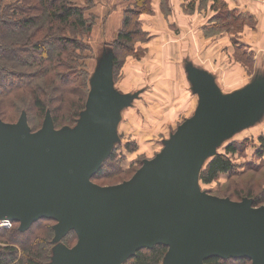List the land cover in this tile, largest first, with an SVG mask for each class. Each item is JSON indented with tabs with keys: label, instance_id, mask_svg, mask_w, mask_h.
Segmentation results:
<instances>
[{
	"label": "water",
	"instance_id": "water-1",
	"mask_svg": "<svg viewBox=\"0 0 264 264\" xmlns=\"http://www.w3.org/2000/svg\"><path fill=\"white\" fill-rule=\"evenodd\" d=\"M112 70L113 61L107 62L93 79L96 99L72 141L48 119L36 133L26 119L0 122V221L26 231L52 220L55 242L75 232L76 246L58 248L54 264H124L158 245L169 249L166 264H204L214 257L264 264V207L214 197L196 184L210 146L221 145L236 128L222 103L204 100L130 181L93 183L117 140L124 103L107 90Z\"/></svg>",
	"mask_w": 264,
	"mask_h": 264
},
{
	"label": "trees",
	"instance_id": "trees-1",
	"mask_svg": "<svg viewBox=\"0 0 264 264\" xmlns=\"http://www.w3.org/2000/svg\"><path fill=\"white\" fill-rule=\"evenodd\" d=\"M3 1L10 4H0L4 8L0 15V107L10 105L18 112L29 106V114L36 117V121L29 123L33 132L40 129L39 124L47 112H50L56 130L74 125L84 110L89 92V74L84 64L86 57L80 54L90 52L84 38L92 33L94 27L95 19L86 15L92 8V0H87L86 7L77 6L72 0H0V3ZM125 1L129 7L124 12L122 28L110 46L114 54L115 83L129 58H144L146 52L138 45L150 39L142 28L140 18L153 14V0ZM161 1L164 13H169V1ZM197 1L203 5L212 1L214 7L226 8V0H192L187 10L194 11ZM224 30L226 24L223 23L207 28V32L215 33ZM234 46L236 52L243 56L246 66L250 67L253 53L237 41ZM0 117L11 122L7 121L1 109ZM257 143L255 156L262 162L264 137H260ZM248 146V140L241 145H228L223 153L208 162L200 175V182L204 186H212L222 176L230 179L237 176L239 168L234 159L244 154ZM126 147L135 153L129 145ZM247 163L244 166L249 171L260 168ZM127 173L122 170L121 162L113 152L92 181L95 184L112 181ZM258 188V183L246 186L243 182L235 188H227L223 193L238 201L248 199L259 208L264 205V196L259 194ZM13 225L10 231L0 230V264H48L55 247L54 228L57 223L40 220L26 231H21L18 223ZM77 240L76 233L72 231L61 242L63 246L72 248ZM168 251L163 245L143 249L124 264H162ZM204 264H251V261L214 257Z\"/></svg>",
	"mask_w": 264,
	"mask_h": 264
},
{
	"label": "crops",
	"instance_id": "crops-1",
	"mask_svg": "<svg viewBox=\"0 0 264 264\" xmlns=\"http://www.w3.org/2000/svg\"><path fill=\"white\" fill-rule=\"evenodd\" d=\"M168 1L169 13H164L161 0H153V14L141 16L142 28L150 39L138 46L146 54L141 60L129 58L124 65L142 66L141 83L130 84L142 88L121 91L117 86H124L120 84L122 77L113 83L115 93L124 101L118 110L116 136L120 137L124 113L140 100L145 103L148 97H155V110L150 106L149 112L151 109L155 116L172 123L184 120L178 129L196 115L204 100L210 99L226 106L236 127L222 142L223 149L233 143L241 145L248 139L238 143L235 137L257 128L259 137L248 140L256 151L258 139L264 137V0H226V8H216L212 1L205 5L197 1L192 12L187 10L192 0ZM93 5L98 12H86L95 19L90 53L91 48L102 45L106 49L99 57L91 55L89 61L95 63L92 71L86 65L91 84L104 64L113 61L110 46L129 7L125 0H97ZM222 23L226 24L223 32H207V28ZM235 41L253 53L250 67L236 52Z\"/></svg>",
	"mask_w": 264,
	"mask_h": 264
},
{
	"label": "rangeland",
	"instance_id": "rangeland-1",
	"mask_svg": "<svg viewBox=\"0 0 264 264\" xmlns=\"http://www.w3.org/2000/svg\"><path fill=\"white\" fill-rule=\"evenodd\" d=\"M72 1L77 6L86 7L88 5L87 0H72ZM96 1L97 0H94L92 2H96ZM2 3L5 6L10 4L8 1H3L0 4H2ZM3 10H4V8H2L0 6V15L3 14V12H4ZM95 11H97V9H96V7H94V5H92L91 13L93 14ZM93 16H95V15H93ZM101 24L102 23H99V24L97 23V25H99V26H101ZM91 36H92V34H91ZM91 36L89 35L86 38H84V41L89 45H91V42H90ZM91 49H92L91 53L88 51H85V52L81 53L80 55L83 57H86V60L88 59L87 61L85 60L86 63H84V64H85V66L87 64H89L88 68L92 71L94 66H95V63H92V61H89L91 55L93 57L95 55L97 57H99L101 55L102 51H104V49H106V48L102 45V47H98V48H94V49L91 48ZM81 64L83 65V61L81 62ZM138 76L140 77V79ZM120 77H122L121 81H120ZM120 77L118 78L117 83H119V81H120V84H122V82H123V84L125 86V87L122 85L117 86L118 89H120L121 91L126 92V91H130V90L142 88L141 85H137V86L130 85V84H135V83L138 84V82L141 83V79H142V66L141 65L129 64V65L125 66ZM136 77H138V78L136 79ZM105 78L106 77H103L100 79L105 80ZM107 79H108V81H107L108 84L114 83L113 70H112V77L108 76ZM94 88H95L94 85L89 82V92H88V96H87V99L85 102V107H84V110L81 112L77 122L74 125L64 126L60 129H58V131L65 133L70 141H72L77 136V134L81 128V125H82V120L84 118H88L90 115L92 104L94 103L96 96H97L96 92H94ZM110 89L113 92H115L114 85L111 86V88H109V87L107 88V90L109 92H110ZM154 98L155 97H152L149 99V97H148V100L150 102L148 101L145 103L142 100H140L136 105H134V107H132L130 110H128L124 113L122 121L119 124L118 133H119L120 137L118 138V136H116L117 134L115 133L117 140L115 143H113L112 148L109 147V149H107V151L103 157V160H104L103 162H105V160H108L109 157H111V154L113 152H115V155L118 157V160H120V162H121L122 170L127 171L128 173L125 174L124 176L118 177L112 181L97 182L96 183L97 186L112 187V186H117V185L123 184L127 181H130L134 177V175L142 168L143 164L146 161L153 160L158 154H160L162 152V150L164 149L165 143L170 140L172 135L175 134L177 127L184 121V120L182 121V119H179V120L175 119L174 123H172V121H170V120L167 121V119L159 118L158 115L155 116V112L152 111L151 109L149 112V107L152 106V108L155 110V105L158 102V101H154ZM0 109H1L2 113L5 115L7 121H11L10 123L6 122V120H3L0 117V122H3V123L6 122V124L15 125L21 119H26L27 127L32 133H36V132L40 131L43 128L44 123L47 119L51 120L53 123L50 112H47L46 117L43 119V122L42 123L40 122V124H39L40 129L33 132L32 127L29 125V123H31L32 121H36V117H35V114H32V115L29 114V106L26 109L21 110V111L19 109L18 112H16V110L11 109L10 105L7 107L6 104L1 106ZM53 125H54V123H53ZM54 128H55V125H54ZM256 129H251V130H248L246 132H243L242 134L236 136L235 140L238 143H241L246 139L250 140L251 138H258L259 135H257ZM128 145L135 151V153L133 151H130L126 147ZM214 145H215V143L212 146H210L208 152L206 153V156L203 157L202 161L199 163V165L197 167L196 184H197L199 190L201 192L207 193V194L212 195L214 197H217L220 199H225V200L227 199V200H230V201L235 202V203H242L245 201L252 203V201H250L248 199L238 201V200H234L230 197L228 198L227 196H225V194L223 192L227 188H229V187L235 188V186L237 184H240L243 182L245 183L246 186H251L255 183H258L259 184L258 192H259V194L264 196V159L261 162V160H259L258 157L255 156V150L252 146H250V144L247 147L244 154L241 153L242 155H238L236 157V159H234L236 164L238 165V168H239L237 176L232 177L231 179L228 177L222 176L218 180V182L214 183L212 186H204L200 182V175H201L203 169L208 164V162L214 157L213 155L216 156V154H218V153H223L224 147L222 146V144L219 146H215V147H214ZM247 162H249L250 165H258V167H260V168L256 171H249L247 166L246 165L244 166V163H247ZM249 163H247V164H249ZM261 207H264V205H262ZM261 207H259V208H261ZM18 226H20V225H18ZM13 228H14V225H12V227L9 230H4V229H0V230L10 231ZM54 231H55V229H54ZM55 239H56V232H55V238L53 241V243L55 244V247H53L51 261L48 262V264H54L55 263L58 248L62 247L65 250H71L73 247L76 246V244L78 242V240H77L76 244L72 248H67V247L63 246V244L61 242L62 239L60 241L57 239L56 242H55ZM162 264H166L165 260L163 261Z\"/></svg>",
	"mask_w": 264,
	"mask_h": 264
},
{
	"label": "built area",
	"instance_id": "built-area-1",
	"mask_svg": "<svg viewBox=\"0 0 264 264\" xmlns=\"http://www.w3.org/2000/svg\"><path fill=\"white\" fill-rule=\"evenodd\" d=\"M13 225V222L4 220L0 221V229L9 230Z\"/></svg>",
	"mask_w": 264,
	"mask_h": 264
}]
</instances>
